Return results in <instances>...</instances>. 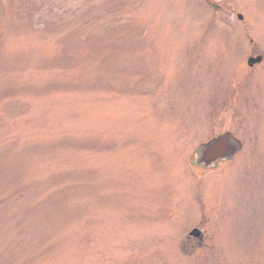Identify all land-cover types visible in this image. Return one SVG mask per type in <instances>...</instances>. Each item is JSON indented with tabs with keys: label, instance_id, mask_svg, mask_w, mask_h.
Here are the masks:
<instances>
[{
	"label": "rangeland",
	"instance_id": "obj_1",
	"mask_svg": "<svg viewBox=\"0 0 264 264\" xmlns=\"http://www.w3.org/2000/svg\"><path fill=\"white\" fill-rule=\"evenodd\" d=\"M0 264H264V0H0Z\"/></svg>",
	"mask_w": 264,
	"mask_h": 264
},
{
	"label": "water",
	"instance_id": "obj_2",
	"mask_svg": "<svg viewBox=\"0 0 264 264\" xmlns=\"http://www.w3.org/2000/svg\"><path fill=\"white\" fill-rule=\"evenodd\" d=\"M239 18H241V16L239 15ZM261 60V57H255V58H248V64L252 65L254 63H257ZM227 141V135H221L218 138L214 139V141H212L209 145H208V149L210 148V154L213 156H221L222 154L225 153L226 150V142ZM200 234V231L198 229H193L190 232V235L193 236H198Z\"/></svg>",
	"mask_w": 264,
	"mask_h": 264
},
{
	"label": "flooded vegetation",
	"instance_id": "obj_3",
	"mask_svg": "<svg viewBox=\"0 0 264 264\" xmlns=\"http://www.w3.org/2000/svg\"><path fill=\"white\" fill-rule=\"evenodd\" d=\"M228 150H229V144L228 143H226V150H225V154H227L228 153ZM208 156V157H207ZM215 157H217V156H213V155H211L210 154V148L209 149H207V151H206V156L203 154H201V157H200V159L202 160V161H204V162H208V161H210V159H214ZM200 159H199V161H200ZM196 163V162H195Z\"/></svg>",
	"mask_w": 264,
	"mask_h": 264
}]
</instances>
